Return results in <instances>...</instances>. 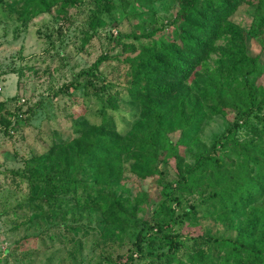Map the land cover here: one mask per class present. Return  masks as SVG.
I'll list each match as a JSON object with an SVG mask.
<instances>
[{
  "label": "trees",
  "instance_id": "trees-1",
  "mask_svg": "<svg viewBox=\"0 0 264 264\" xmlns=\"http://www.w3.org/2000/svg\"><path fill=\"white\" fill-rule=\"evenodd\" d=\"M125 1L118 0L123 13ZM176 1L182 6L171 20L152 27L154 20L147 18L133 32L116 35L119 54H100L62 87L66 93L81 91L83 100L97 98L99 122L75 121L73 139L52 142L44 153L25 160L22 169L11 171L27 186L17 207L26 210L31 226L43 223L60 229V238L68 244L97 235L96 244L121 247L126 238V253L104 252L99 264H264V87L258 83L264 64L248 52L241 28L230 19L242 1H249ZM255 1L254 20L245 35L264 47V0ZM130 2L151 5L155 0ZM82 7L83 46L95 35L102 16L115 9L113 0H0V16L27 27L48 14L61 28L71 25ZM212 55L215 66L209 70L205 67ZM113 61L122 66V83L107 80L100 70ZM198 68L210 72L200 74ZM121 91L140 108V119H152L160 128L175 117L184 125L172 145L177 179L158 181L160 195L149 219L136 217L145 196L132 199V204L129 196L117 192L123 188L124 161L144 180L161 175L157 164L163 161L162 153L145 154L141 147L123 153L122 136L108 116L118 109ZM176 96L180 100L174 107L171 100ZM11 100L24 102L18 94ZM6 105L0 101V130L8 134L19 127L21 113L19 107L10 111ZM228 111L234 120L211 149L182 168L179 146L195 139L204 119ZM241 129L249 136L239 139ZM192 197L193 202L185 204ZM205 219L220 222L227 234L190 230ZM183 228L190 231L183 233Z\"/></svg>",
  "mask_w": 264,
  "mask_h": 264
},
{
  "label": "rangeland",
  "instance_id": "rangeland-1",
  "mask_svg": "<svg viewBox=\"0 0 264 264\" xmlns=\"http://www.w3.org/2000/svg\"><path fill=\"white\" fill-rule=\"evenodd\" d=\"M91 1L86 0V3ZM130 1L124 2L123 13L120 2L113 0L115 9L102 16L95 35L83 46L81 30L86 22L84 7L80 14L74 13L71 25L64 23L61 28L48 14L32 19L27 27H21L17 22L0 16V101H6L10 111H18L19 107L18 112L21 113L16 130L8 134L0 130V264H99L104 260V252L121 254L126 253L130 247L126 238L121 247L109 243L96 244L97 235L79 237L74 243L68 244L60 238V229L43 223L31 226L26 218V210L17 207L27 194L26 183L11 173L22 169L24 161L32 155L44 153L52 142L73 139L76 136L72 127L75 121L85 118L90 123L99 122L97 110L100 101L94 96L89 101L83 100L79 90L62 92L64 85L80 70L88 68L100 54H119L120 49L113 42L116 35L133 32L136 25L143 26L147 18L154 20L152 27H158L171 20L182 6L176 0H155L151 5ZM248 1H242L230 19L241 28L240 36L247 41L248 52L259 56L264 64V47L259 40L249 39L245 35L254 20L256 3L255 0ZM163 34L171 35L165 31ZM262 38L264 41V33ZM222 43L220 41L218 45ZM215 59L216 55H212L205 68L212 70ZM205 68H198L197 71L200 74L210 72ZM100 70L107 80L118 84L124 81V71L116 61L104 63ZM258 83L264 87V75ZM16 94L24 102L12 101L11 98ZM119 97L118 109L108 111V116L122 136L123 153L138 147L145 154L162 153L163 161L157 164L161 175L156 174L144 180L129 171L130 161H124L125 172L121 181L123 188L117 192L118 195L129 196L131 203L132 199L145 196L146 202L136 210V217L149 219L155 207L153 203L160 195L161 186L158 181L161 179L164 184L177 179L175 162L171 157L172 145L178 143L184 125L182 120L173 117L171 122L168 120L157 128L152 119H140V108L129 102L124 92L121 91ZM179 100L180 96L171 100L174 107ZM27 108H34L33 114L25 113ZM189 111L187 108L186 113ZM233 120L232 111L224 116L204 119L195 139L190 144L179 146L182 168L192 165L193 156L199 152H208ZM155 129L157 131L154 132ZM248 136L245 129L237 133L239 139ZM167 158L168 163L165 161ZM194 198L188 199L185 204L192 203ZM206 229L212 234H227L220 222L211 219L202 220L200 226L190 230L203 232ZM190 230L183 228L181 232L187 233Z\"/></svg>",
  "mask_w": 264,
  "mask_h": 264
},
{
  "label": "built area",
  "instance_id": "built-area-1",
  "mask_svg": "<svg viewBox=\"0 0 264 264\" xmlns=\"http://www.w3.org/2000/svg\"><path fill=\"white\" fill-rule=\"evenodd\" d=\"M23 101V100H22Z\"/></svg>",
  "mask_w": 264,
  "mask_h": 264
}]
</instances>
